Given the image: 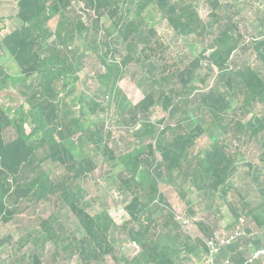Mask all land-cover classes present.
I'll list each match as a JSON object with an SVG mask.
<instances>
[{
  "label": "trees",
  "instance_id": "1",
  "mask_svg": "<svg viewBox=\"0 0 264 264\" xmlns=\"http://www.w3.org/2000/svg\"><path fill=\"white\" fill-rule=\"evenodd\" d=\"M191 1L195 0L18 1L13 18L18 26L0 40V96L11 91L20 102L12 109L0 101V222L12 221L25 204L50 205L55 211L20 240L21 248L28 250L15 264H42L39 251L47 242L55 247V257L69 255L81 264H101L107 256L116 264H176L181 257L202 260L204 241L219 231L217 224L197 223L200 235L195 238L184 232L161 192L160 181L177 180L183 188L191 182L210 200V209L234 190L231 180L240 170V144L264 140V39L254 46L259 67L250 61L232 62L243 39L232 16L236 6L204 0L213 10L211 19L204 22ZM150 7L176 35L211 40L201 58L172 68L157 30L144 18ZM218 10L224 11L221 18ZM104 19L113 25L116 36L102 26ZM81 41L85 51L100 62L95 79L99 82L96 99L101 102L86 101L83 94L73 98L71 103L79 106V112L71 125L56 101L62 94L73 97L81 81L85 68V56L77 46ZM5 58L20 69L17 75L1 63ZM132 64L143 66L154 80V89L136 105L118 86ZM213 75L214 83L206 86ZM158 104L172 121L179 118L175 125L150 118ZM109 106L127 130H133L135 140L147 142L121 153L109 149L105 124L93 122ZM260 107V115L245 123ZM196 112L204 118L195 119ZM186 118L191 119L187 126ZM24 124L29 126L27 137ZM77 134L81 135L76 138ZM202 136L210 144L198 150L197 140ZM102 158L118 163L121 188L131 194L124 206L129 220L120 226L106 208L92 214V201L86 200L83 184ZM257 159V163L242 162L241 167H248L252 182L264 194V148ZM47 163L60 172L51 176ZM235 193L238 203L228 205L236 223L245 218L247 234L253 232L252 224L264 227V202L252 206L239 191ZM69 213L80 227L76 233L67 234L61 222ZM189 213L195 215L192 208ZM116 230L138 247L136 256L117 253L110 241ZM244 239L223 248L217 263L230 259L232 264H245L248 255L240 250ZM9 241L0 240V248ZM252 244L254 250L264 248L260 238Z\"/></svg>",
  "mask_w": 264,
  "mask_h": 264
},
{
  "label": "rangeland",
  "instance_id": "2",
  "mask_svg": "<svg viewBox=\"0 0 264 264\" xmlns=\"http://www.w3.org/2000/svg\"><path fill=\"white\" fill-rule=\"evenodd\" d=\"M18 1L19 0H0V40L18 26L13 19L17 12ZM191 2L200 12L204 22L211 19L213 10L204 0H195ZM219 2L222 6L226 4L236 6V8L232 10V16L234 22L239 25L240 31L243 34L241 47L233 55L232 62L239 64L250 61L254 66L259 67L260 64L257 62L258 59L256 58L257 54L254 46L258 41L264 39L263 0H219ZM80 6L81 5H79V7ZM216 14L221 18V16L224 15V11L218 10ZM144 18L151 28L157 30L164 45L166 62L172 68H174L175 65H181L182 62L187 65L190 61L201 58V54L211 42L208 38L205 39L195 36L185 38L176 35L169 24L157 15L154 7H150L145 11ZM102 22V26H105L113 36H116L110 21L104 19ZM84 44L83 41L77 43L80 51L79 54L85 56V68L80 73L81 81L77 84L73 97L65 98V95L62 94L56 101L60 114L65 118L67 123L71 125L75 123L79 112V106H73L71 103L73 98L77 99L83 94V98L86 101L94 99L96 102H101V100L96 99L99 90V82L95 79L96 72L100 69V62L94 54L85 51L84 46H86V44ZM1 63L4 64L7 71L12 75H17L20 71L14 62L8 58L1 59ZM205 63L206 62L203 61V66H205ZM204 71L207 72L206 69ZM214 80L215 75L207 80L206 86H211ZM118 86L125 94L128 101L132 105H136L154 89V80L148 77L143 66L140 67V65L132 64L127 68L125 77L119 82ZM196 86L200 87L199 84H196ZM9 99H12V101ZM0 101L6 104V108L14 109L20 105L17 96L11 91L4 92L0 96ZM105 101L107 104L108 100L106 99ZM262 110L261 107L258 108L256 113L245 119V123L253 121L260 115ZM150 118L155 121L165 120L172 125H175L179 119L177 117L175 121H172L169 117V113L163 110L160 104L156 105L151 110ZM194 118L202 120L204 116L201 112H196ZM190 120L191 119L188 118L184 119V125L187 126L191 124ZM93 122L105 124V131L107 135L110 134V138L106 140L109 144L108 147L115 151V153L124 152L129 148L141 146L147 142L146 140L137 141L134 139L131 133L133 130L129 129L128 131L126 126L121 123L114 107L109 106L105 111L98 113L93 119ZM22 130L27 137L29 126L24 124ZM80 135L81 134H77L76 138ZM209 144L210 140L206 136H202L197 140V149H206ZM263 144L264 140L261 139H253L242 143V145L240 144L241 150L239 158L241 159L238 161L240 162V170L231 180L234 190L228 194L224 201L217 200L213 204L212 209L209 208V206H211L210 200L194 188L191 182L187 187L183 188L181 182L177 180L171 182L164 178L160 181L161 192L166 196L176 216L184 217L189 222V226L182 227L184 232H187L191 237L195 238L200 235L196 224L201 222L208 223L209 221L213 222V224H217V229L226 232L237 227V221L232 215L230 206L228 205L229 203H238L235 190L239 191L252 206H259L264 202V194L260 193L259 189H257L252 182L248 167H241L242 162H258L257 158L263 151ZM120 170L121 167L116 161L104 162L102 158L99 168L91 174L83 184L88 192L86 200L92 201L90 212L95 214L106 208L119 226L129 220V216L124 211V206L131 196L127 189L121 188V183L118 179ZM46 171L51 176L57 175L60 172L50 163L46 164ZM190 208H192L195 213L192 217L189 213ZM54 211L55 208L50 205L25 204L20 208L17 216H15L12 221L7 224L0 222V240L10 239L9 243H6L0 248V264H15L17 260L22 259L23 254L28 248H21L20 240L33 232L35 228L39 226L41 220L48 218ZM244 219L241 225L242 229L245 222ZM61 222L65 225L68 232L67 234L76 233L77 228H80L71 213L63 215L61 217ZM251 226L253 232L251 234L245 233L246 239H244L242 243V252L248 256L252 250H254L252 244L254 239L260 238L264 241V227L258 228L253 224ZM110 241L120 256L133 258L139 252L135 244L126 240V234L121 230L111 232ZM160 241L170 245L166 239H160ZM39 252L42 254V264H81L76 257L71 258L69 255L63 254L62 256L55 257V247L49 242H47L44 248ZM183 258L184 257L178 259L176 264H198L195 259L184 261ZM261 261L262 263L259 262L257 264H264V259ZM101 264L116 263L111 256H107L104 263Z\"/></svg>",
  "mask_w": 264,
  "mask_h": 264
},
{
  "label": "built area",
  "instance_id": "3",
  "mask_svg": "<svg viewBox=\"0 0 264 264\" xmlns=\"http://www.w3.org/2000/svg\"><path fill=\"white\" fill-rule=\"evenodd\" d=\"M264 2V0H263ZM176 220L182 225V227L189 226L188 220L184 217L176 216ZM243 220L240 219L238 226L230 231L219 230L214 233V236L210 239L204 241L205 244V254L202 260L197 261L198 264H218L217 258L221 250L225 247L234 245L242 238L245 237V232L241 228ZM242 251V248H240ZM245 264H255L257 261L264 259V248L253 250L247 257ZM225 264H232L230 259L226 260Z\"/></svg>",
  "mask_w": 264,
  "mask_h": 264
}]
</instances>
